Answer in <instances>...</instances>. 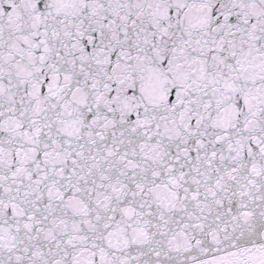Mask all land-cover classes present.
Segmentation results:
<instances>
[{
  "label": "snow or ice",
  "instance_id": "snow-or-ice-1",
  "mask_svg": "<svg viewBox=\"0 0 264 264\" xmlns=\"http://www.w3.org/2000/svg\"><path fill=\"white\" fill-rule=\"evenodd\" d=\"M0 264H264V0H0Z\"/></svg>",
  "mask_w": 264,
  "mask_h": 264
}]
</instances>
